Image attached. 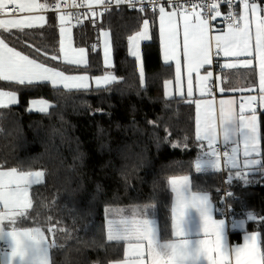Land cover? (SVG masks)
Here are the masks:
<instances>
[{
    "label": "trees",
    "instance_id": "trees-1",
    "mask_svg": "<svg viewBox=\"0 0 264 264\" xmlns=\"http://www.w3.org/2000/svg\"><path fill=\"white\" fill-rule=\"evenodd\" d=\"M145 17L151 21L152 12L120 7L104 13L101 22L111 32L115 65L107 70L122 78L107 91L67 90L49 84L26 88L0 81V87L19 96L16 105L0 108V162H5V167L45 171L44 183L30 190L33 215L39 214L41 220L51 215L69 230L56 234L61 247L51 252L55 264H110L122 258L123 245L106 241V220L110 218L106 209L121 208L126 214L138 209V217L158 219L162 238L172 236V191L167 180L173 175H190L192 188L208 191L221 216L223 174L194 170L193 162L200 155L193 144L195 106L178 96H166L164 81L174 78V68L161 59L155 27L152 39L141 47L143 82L138 76V62L129 55L127 37L141 28L140 20ZM98 28L99 24L92 25L88 19L74 28L75 45L89 50L87 67L50 59L60 55L54 18L42 29L12 31L4 37L48 66L94 77L105 71ZM92 45L98 50L92 51ZM223 72L228 87L256 74L254 69ZM33 99L47 100L54 107L47 114L30 111ZM185 136L189 138L187 150L169 143ZM261 146L264 151V113ZM249 181L245 184L235 179L229 184L227 179L235 195L231 214L233 219H240L252 213L257 219L247 220L246 230L264 235V172L250 175ZM45 204L50 207L45 208Z\"/></svg>",
    "mask_w": 264,
    "mask_h": 264
},
{
    "label": "snow or ice",
    "instance_id": "snow-or-ice-1",
    "mask_svg": "<svg viewBox=\"0 0 264 264\" xmlns=\"http://www.w3.org/2000/svg\"><path fill=\"white\" fill-rule=\"evenodd\" d=\"M221 4L229 7L224 14ZM237 4L242 6L236 11ZM122 5L138 10L152 12L149 18L140 20L141 28L127 37L129 55L138 62V76L143 82L145 69L141 55V42L152 39V28L155 27L163 48V59L166 64L174 66V79L164 81L166 96L173 98L175 82L177 94L181 99L195 106L193 136L194 146L200 155L193 162L196 173L212 169L222 171V161L227 164V179H239L245 184L251 182L246 170L264 172V151L261 149L260 122L258 109H264V3L260 0H0V30L11 34L12 30L24 33L25 30L42 29L47 24V11L57 13L59 22V53L69 65L88 66V49L73 47L72 27L81 25L88 19L92 25L99 24L98 42L102 36V63L105 71L101 75L90 77L87 74L68 75L62 70L39 62L36 58L23 54L15 47L9 46L0 33V81L12 82L26 88L49 84L68 90L91 91L104 90L118 83L112 59L113 43L110 29L101 22L105 12L111 7ZM65 7L68 10H65ZM72 9H84L74 12ZM227 21L226 30L214 34L211 21L218 17ZM74 21V23H73ZM97 51V45L91 46ZM37 53L41 52L36 48ZM44 55L47 56V50ZM217 57L228 58L222 69L251 68L258 62V91L256 95H246L237 99H215L213 96V72L209 67ZM59 55L50 59L57 60ZM204 74H201V72ZM186 78V87H185ZM194 79L198 83L199 97L194 96ZM227 91L219 87V93ZM209 97V98H205ZM19 103L16 91H0V108ZM54 107L47 100H32L30 111L47 114ZM188 137L181 141L169 143L174 148L189 147ZM233 145L222 151L218 145ZM243 146V160L239 158ZM259 166V167H257ZM235 170V171H232ZM45 171L30 170L23 166L5 167L0 162V264H55L51 252L61 247L57 240L58 232H68L62 221L51 215L40 219L33 215L34 201L30 190L34 185L44 183ZM167 184L176 195L177 234L182 235L179 217L186 214V194H190L193 181L188 174L173 175ZM232 192H228L231 197ZM204 222V231L215 232V242L220 249L219 260L208 256L211 241L204 239L197 249L207 258V264H232L247 259L249 264H264V235L260 231L245 232L243 243L230 244L224 230V220L214 219L216 211L208 191L194 197ZM52 203V202H50ZM45 208L50 204H45ZM109 217L106 220V241L117 245L126 244V254L115 264H189L188 253L184 246H172L173 255L162 260L160 252L154 245L153 229L148 220L138 221L139 210L106 209ZM257 217L249 213L247 220L256 221ZM264 223V219L261 221ZM246 221H241L243 226ZM34 224L35 226H24ZM236 225L233 224V228ZM51 234V237L50 235ZM169 247V246H165ZM227 254V258L225 256ZM191 264H199V258L193 254Z\"/></svg>",
    "mask_w": 264,
    "mask_h": 264
},
{
    "label": "crops",
    "instance_id": "crops-1",
    "mask_svg": "<svg viewBox=\"0 0 264 264\" xmlns=\"http://www.w3.org/2000/svg\"><path fill=\"white\" fill-rule=\"evenodd\" d=\"M50 2H51V0H49V3ZM241 10H242V6L239 5V11H241ZM44 15L47 17V24L51 18L55 19L57 26H58V31H59V22L57 19L58 14L47 11L44 13ZM0 18H7V17H0ZM219 19H220V17L216 18V20H215L216 24L212 27L215 30L214 34H220L222 31L226 30V26L221 27L218 24ZM150 23H151V21H150ZM74 28L75 27H72L71 38H72V42H73V47H77L74 43V34H73ZM31 30H37V29H31ZM12 31H18V30L13 29ZM25 31H27V30H25ZM0 33H2L3 36L5 35L3 30H0ZM101 39H103L102 36L100 37V40ZM59 40H60V36H59ZM148 41H150V40H148ZM148 41H142L141 47H142V44L144 42H148ZM6 42L9 44V46L14 47L7 40H6ZM160 48H161V59H162L163 63L166 64L164 62V59H163V48H162L161 42H160ZM16 50L21 51L17 48H16ZM21 52L23 54L27 55L25 52H23V51H21ZM141 55H142V51H141ZM31 58H33V57H31ZM58 59L61 62L66 63L62 59V53H60ZM112 59H113V57H112ZM225 62H228V58H221V65ZM67 65H69V64H67ZM166 65H169V64H166ZM173 68H174V66H173ZM220 69H221L220 72L219 71L214 72L213 69L211 68V66L209 67V70L213 72V78L212 79H215V81H216V87H215V90H213V96L215 99L219 100L221 98L228 99V98H233V97L239 99L242 96L258 94V91H249L250 88L258 89V62L257 61L253 62V67H251V68H242L241 67V68L235 69V70L254 69L256 74H255V77L253 79H248L247 81H241L240 80L233 87L226 86L225 79H224V72H223L224 70H232V69H222V67H220ZM57 70H59V69H57ZM65 74L80 75V74H86V73H65ZM201 74H204L203 70H202ZM87 75H89V74H87ZM89 76L91 77V75H89ZM185 87H186V78H185ZM219 87H224L225 89H227V91L225 93L221 94V93H219ZM59 88H61V87H59ZM164 89H165V87H164ZM0 91H12V90H8V89H4V88L0 87ZM165 93H166V89H165ZM173 93H174L173 96L179 97V95L177 94V91H176L175 82L173 84ZM18 98H19V96H18ZM197 98H200L199 92H198V83L194 79V96L191 99H197ZM205 98H209V97H205ZM33 100H40V99H33ZM31 101H30L29 108H31ZM50 104H52V103H50ZM262 113H264V109H258L257 115L259 117V122H260V133H261V114ZM231 146H233V145H231ZM242 148H243V146L241 144V152L239 154V158L241 161L243 160ZM261 149H262V146H261ZM257 167H259V166H257ZM212 171H216V170L209 169V170H206L205 172H212ZM232 171H235V170H232ZM258 171L259 170H252V171L246 170L247 178H249L250 175L257 173ZM216 172H221V171H216ZM233 180H235V178ZM200 193H203V192L195 191L193 188H191L190 194H186L185 203L187 204V208L184 210L186 212V214L183 215L182 217H179L180 229L182 230V233H183L182 235L177 234L178 216L174 212V209L176 208V195L173 192H172V206H171L172 226H173L172 227V236H170L168 238H162L160 236L159 224H158V221L156 218H154V217H137L138 221L142 222L144 220H148L150 222V226L153 229V234H154V245L157 247V251L160 252V256H161L162 260H167L170 256L173 255V247L172 246H184L185 251L188 253L186 258L188 259L189 264H191V262L193 260V254H195V257L199 258V264H207V258L201 252L197 251V249L200 248L199 242L204 240V239H208L209 241H211V245H210L211 250L208 252V256H212L214 260H219L221 252H220V249L217 247L216 242H215V240H216L215 232L211 229V227L207 233L204 231L203 218L200 214V210H199L198 205L194 202V199H193L194 197L198 196ZM213 204H214V207L216 209V211L213 212V218L223 220V219H221V217H219L220 211H219V209L216 206L214 201H213ZM245 221L247 222V220H245ZM234 224L236 225V227L234 228V229H236V232H234L235 233L234 236L229 231L228 223L225 221V224H224L225 234L228 237L229 243L230 244L231 243L232 244L243 243V236H244L245 232H250V231L246 230V223L243 226H241V221L239 219L234 218ZM24 226H29V225L25 224ZM166 245L169 247H165ZM125 254H126V244H123V256ZM51 255H52V253H51ZM225 256L227 258L226 253H225ZM2 259H3V257L0 256V262H2ZM115 262L116 261H113L110 264H115ZM232 264H249V261L247 259H241L240 261H237L235 258H233Z\"/></svg>",
    "mask_w": 264,
    "mask_h": 264
},
{
    "label": "built area",
    "instance_id": "built-area-1",
    "mask_svg": "<svg viewBox=\"0 0 264 264\" xmlns=\"http://www.w3.org/2000/svg\"><path fill=\"white\" fill-rule=\"evenodd\" d=\"M260 2L264 3V0H260ZM239 5L240 4H237V7L235 9L236 11H239ZM121 7H127V8H129L131 10H134V9L128 7L127 5H122ZM115 8L116 7H111V9H115ZM65 10H68V9L65 7ZM220 10H221L222 13L227 14L230 9H229V7L227 5L221 4ZM71 11L83 12L84 9H72ZM50 12H52V11H50ZM52 13H55V12H52ZM86 20H87L86 18L83 19L81 25L83 23H85ZM73 23H74V21H73ZM215 24H216L215 20L211 21L212 27ZM218 24L221 25V26H226L227 21L222 16L218 20ZM220 61H221L220 57H217L214 60V62L212 64V69H213L214 72H216L219 69L220 66H218V65H220ZM218 147H220L222 151H225V150H229L230 147H232V146L231 145L225 146V145H223L221 143L220 145H218ZM227 168H228L227 164L222 161V171L221 172L223 174V181H224L225 184L223 185V188H222L223 209L221 211V216L220 217H221V219H223L224 221H226L228 223L229 231L232 234V233L236 232V229L233 228L234 219H233L232 214H231V211H232L231 202H233L235 200V195H234L233 190L227 184V176H226ZM228 192H232L233 195L231 197H229L228 196ZM0 247H5L6 248V245H3L2 242H0Z\"/></svg>",
    "mask_w": 264,
    "mask_h": 264
},
{
    "label": "rangeland",
    "instance_id": "rangeland-1",
    "mask_svg": "<svg viewBox=\"0 0 264 264\" xmlns=\"http://www.w3.org/2000/svg\"><path fill=\"white\" fill-rule=\"evenodd\" d=\"M102 39L100 40V47H101V49H102ZM112 57H113V51H112ZM214 82V79H212V83ZM214 90V89H213ZM248 180H249V178H248ZM252 214V213H251ZM248 215L249 214H247L246 216L248 217ZM247 217L246 218H243V217H241L239 220L240 221H245V220H247ZM157 221H158V219H157ZM158 224H159V221H158ZM173 227V226H172ZM160 232V231H159Z\"/></svg>",
    "mask_w": 264,
    "mask_h": 264
}]
</instances>
